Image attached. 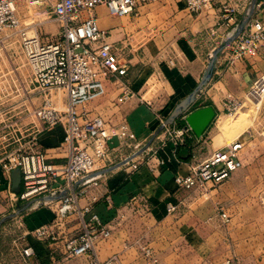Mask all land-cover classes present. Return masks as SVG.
Masks as SVG:
<instances>
[{
	"label": "built area",
	"instance_id": "1",
	"mask_svg": "<svg viewBox=\"0 0 264 264\" xmlns=\"http://www.w3.org/2000/svg\"><path fill=\"white\" fill-rule=\"evenodd\" d=\"M44 1L29 0L31 5L42 4ZM248 1L250 0H55L51 6V14L59 27L55 40L43 41L35 33L28 36L21 32L20 47L30 70L29 83L41 98V104L30 112L39 127L33 121L20 129L0 131V166L6 174L14 170L20 171L22 188L18 194L12 195V202L24 203L42 195H56L60 191L67 194L57 200L50 224L29 230L20 221L14 222L19 233L13 235L7 245L10 264H30L35 252L27 243L28 238L40 243L55 240L57 235L54 232L63 231L69 224L68 218L71 215H76L80 233L65 241L64 252L75 259L94 254L95 245L111 237L118 225L114 222L123 217L124 210L148 208L147 200L135 195L122 210L116 211L112 220L103 221L98 214L92 212L93 204L106 193L95 174L116 162H124L139 150L136 135L125 116L117 123H112L100 115L90 116L86 106L106 93L107 84L118 91L115 98L118 105H124L135 97L128 80V63L122 56L124 46L119 47L117 42L110 40V30L99 27L95 9L103 6L111 16L138 17L145 13V8L154 6L157 7V14L168 15L182 3L183 11L190 16L216 10L225 13L222 15L223 25H232L236 15L245 10ZM18 25L12 0H0V32L4 29H16ZM210 35H215V31L210 30L207 36ZM126 41L130 47L129 40ZM221 55L224 56V68L228 71L237 62L264 58V0L256 2L254 12L244 29ZM168 65L173 67L174 61L168 59ZM263 96L264 77H260L252 83L246 97L261 100ZM222 106L231 115L241 104L228 99ZM158 122L160 136H163L160 149L146 152L147 157H139L135 161L136 157L125 163L123 166L127 170L135 171L143 164L153 175H157L168 164V160L161 155V149L166 144L183 145L190 139L191 130L188 126L175 128L166 124L160 116ZM57 126L62 129L60 148L67 153L66 162L62 165L49 163L38 144L40 132ZM246 135L250 138V131ZM243 147L244 141L236 139L204 159L197 160L193 157L189 163V171L174 178L177 190L187 192L202 188L208 183L219 185L225 182L243 166ZM77 183L89 187V190L75 192L73 186ZM80 198L86 199L85 205L79 206ZM177 208L175 203H167L165 210L167 214H173ZM220 218H226L225 213ZM144 255L148 264H157L152 251L147 249ZM0 264H3L1 258ZM92 264L119 262L116 256H111L100 263L94 256ZM219 264L234 262L226 258Z\"/></svg>",
	"mask_w": 264,
	"mask_h": 264
},
{
	"label": "rangeland",
	"instance_id": "2",
	"mask_svg": "<svg viewBox=\"0 0 264 264\" xmlns=\"http://www.w3.org/2000/svg\"><path fill=\"white\" fill-rule=\"evenodd\" d=\"M259 1L261 0H256ZM12 2L19 25L16 29H4L0 32V131L2 132L23 128L33 121L36 123L30 112L41 104L40 95L29 83L30 70L20 47L21 32L27 33L28 36L35 33L41 39L48 38L51 41L57 38L59 31L58 24L51 14V6L55 0H45L42 4L36 5H31L29 0H12ZM250 3L251 0L244 15H236L232 25H223L222 15L225 13L216 10L193 15V17L201 15L198 22L207 26L204 33L215 31V35L207 36L209 50L213 51L234 33L239 22L249 13ZM156 8L154 6L145 8L144 12L147 9L152 11L132 17L129 22L127 27L131 32L139 30L140 27L150 30L135 35V38L140 37L135 41L137 45L150 39L152 41L147 43H156L161 47L162 44L160 45L159 40L155 38L165 26L173 24L174 16H177L173 20L176 23H188L186 17L190 15L185 12L178 10L173 15L170 13L161 15L156 13ZM171 41L172 39L166 41V45L168 46ZM211 54L212 52L209 57ZM263 61V59L251 61L252 66L257 63L261 66V69L255 73L259 75L258 78L264 77ZM234 67L232 69L237 73ZM159 87L160 84L156 79L151 80L146 98ZM117 94L118 91L109 84L106 93L89 102L86 105L87 109L112 104L116 112L107 118L100 116L107 121L117 123L121 115L115 117L121 113L123 106L116 103ZM219 120L224 121L218 124V128L226 133L216 138V147L223 145L224 142L228 144L234 141L245 131L251 133V137L246 140L247 144L241 151L243 165L241 169L219 185L208 183L202 188L177 192L175 204L178 208L173 214H167L166 211H163L164 214L161 212L154 214L149 204L146 210L138 208L124 210L123 217L115 220L114 224L118 225L107 240L114 242L115 245L114 252L109 257L116 256L119 264H128L127 262L133 259L138 263L140 259H146L144 253L148 249L155 257H160L164 264H191L193 261L198 262L201 257L205 258L206 264H219L226 258L232 259L234 264H264V96L261 100L246 97L241 107L231 115L225 112L215 118L210 126L209 138L219 133L217 130ZM150 147L151 144L148 149ZM14 211L9 215L14 214ZM222 213H225L226 218H220ZM14 218L15 216H6V220L0 225L6 230L4 233L7 238L3 249L5 253H8L5 250L6 243L13 235H18L16 232L12 234L13 230L10 229V225L15 221ZM128 249H131V253L124 254ZM94 256L95 254L90 253L73 259L63 254V259L53 257L50 264H92ZM10 259L8 255L4 264H10ZM143 264L148 263L146 261Z\"/></svg>",
	"mask_w": 264,
	"mask_h": 264
},
{
	"label": "crops",
	"instance_id": "3",
	"mask_svg": "<svg viewBox=\"0 0 264 264\" xmlns=\"http://www.w3.org/2000/svg\"><path fill=\"white\" fill-rule=\"evenodd\" d=\"M218 1L222 0H216V2ZM249 2L250 1H248V4ZM252 2L253 0H251V3ZM149 10L152 9H147L145 13H149ZM178 10L184 12L182 3H179L177 9L170 12V15H173ZM244 12L245 10L240 14L244 15ZM94 13L99 27L103 30L111 31L110 40L117 42L119 47L124 46L122 56L128 63V80L132 91L135 93V97L122 106L121 113L117 114L115 118H118L120 115L121 117H126L129 127L136 135L139 150L142 149L156 133L157 136L152 140L151 147L146 152H151L157 148L160 149L163 136H160L161 132L159 131L158 117L160 116L165 121L168 120L176 105L183 101L195 89L207 67L208 57L212 52V50H209V45L207 44V40H209L207 33H204L207 30V26L198 22L201 15L197 17L187 16V24H183V22L176 23L173 20L177 16H174L172 18L173 24L165 26L164 29L159 32L158 37L155 38L159 40L158 43H160V45L162 44L161 47L156 43H147L152 41L150 39L137 45L135 41L140 39V37L135 38V35H140V33L145 30L148 31V28L144 30L140 27L139 30H135L136 33L135 31L131 32L127 27L131 19H133L131 16L127 18L111 16L103 6L97 7ZM183 29H185V31H182ZM126 39L129 40L130 47ZM171 39V43L167 46L168 40ZM42 40L50 41L48 38H43ZM168 59L174 61L173 67L168 65ZM256 59L264 60L263 57H258ZM223 61L224 56L220 55L212 79L202 89L201 93L196 97L195 103L187 112L182 115V117L175 120L172 124L175 128L185 127L184 117L197 109L211 107L215 112V118H217L225 113L222 105L227 102L228 99L243 104L252 83L259 76L255 73L261 69V66L259 63L252 66L251 61L237 62L234 67L237 73H234L233 69L228 71L224 68ZM153 79L157 80L160 87L153 93H150V96L146 98L149 93V82ZM106 86H109V84ZM89 111L90 116L103 115L106 118L116 112L112 104H105L101 108H92ZM221 121L224 120H219L217 122V130L219 133L211 138L208 137L211 125L201 138H196L191 132L190 139L188 140L194 145L192 153L197 160L204 159L213 151L227 145V143L224 142L221 146H215L216 138L226 133L218 128V124ZM35 125L39 127L37 121ZM245 132L236 138L244 141V146L247 144L246 140L248 139L247 136H244ZM61 138L62 129L60 126L47 129L40 132L38 135L39 149L45 158L48 159V162L53 165H62L66 162V150L60 148ZM181 146L182 145L173 146L166 144V146L161 149V155L168 160V164L157 175H153L146 165L143 164L139 165L138 169L135 171H129L125 166H121L106 174L95 175L98 181L101 182L106 193L100 197L99 201L93 204L92 212L98 214L103 221H109L115 217L117 210H122L125 205H127L133 196L140 195L147 200L154 214L160 212L164 214L163 211H166V204L175 203V195L179 192L174 184V178L178 174L184 175L189 171V164L179 161L175 154L176 150ZM139 157L143 158L147 156L143 153L138 156L135 161L138 160ZM118 163L120 162L109 165V167ZM100 171L102 170L98 172ZM14 176L13 171L6 174L0 166V219L10 216V213L17 210V206H23L27 203H15L11 201L12 195L18 194L16 192ZM21 188L22 183L20 180V190ZM73 190L75 192L81 190L88 191L89 187H83L80 183H77L73 186ZM66 194L67 192L60 191L56 195L47 194L36 197L31 200L33 202L32 206L15 216L13 220L17 222L20 221L24 227L29 230L48 225L54 218L57 200L46 201V197L53 196L60 198ZM107 200L109 202H107ZM85 202V198H80L78 204L79 206H83ZM76 219V215H71L68 218L69 224L66 228L63 231L54 232V235H57L55 240L50 239L46 243H40L29 237L27 243L33 247L35 252L34 257L30 259V264H50L53 257L63 259L62 256L65 254V241L68 238L78 236L80 233ZM14 222L10 225V229L17 234L19 231L15 228ZM5 231V228L1 226L0 258L3 264L8 256L3 250L5 248V239L7 238L5 237ZM127 233L129 234V230H127ZM9 242L6 243L5 250H7ZM114 246V242L112 241L99 242L95 245L94 254L100 263L110 258L109 256L114 252ZM130 253L131 249H128L124 254ZM156 259L158 261L157 264H164L160 257H156ZM204 260L205 258L201 257L198 259V262L195 263L193 261L191 264H206ZM146 261L147 259L142 258L138 263L134 259L127 263L143 264Z\"/></svg>",
	"mask_w": 264,
	"mask_h": 264
},
{
	"label": "water",
	"instance_id": "4",
	"mask_svg": "<svg viewBox=\"0 0 264 264\" xmlns=\"http://www.w3.org/2000/svg\"><path fill=\"white\" fill-rule=\"evenodd\" d=\"M256 0H253L251 3V8L249 13L247 14L246 17L242 18V20L239 22V24L236 26V29L232 35H230L227 39H225L221 44L215 48L212 51L211 56L209 57L207 67L201 77L200 82L197 84L195 89L188 95L183 101H181L176 107L174 108L173 112L169 116L168 120L166 121V124L172 125L176 119L179 117H182L187 110L195 103L196 97L201 93L202 89L208 84V82L212 79L216 63L224 49H226L230 43L242 32L244 29L246 23L252 16L255 8ZM215 112L211 107H205L201 109H197L188 115L184 117V123L186 126L189 127L191 132L194 134L196 138H201L204 132L207 130V128L211 125L213 120L215 119ZM160 131V130H159ZM157 136V133L151 138V140L138 152H136L134 155H131L129 158H127L124 162L118 163L112 167H109L107 169H104L100 172H97L95 175H103L106 174L116 168H119L123 166L125 163L130 162L134 158L140 156L143 153H146L149 145L152 143V140ZM14 179H15V185H16V192L19 193L20 191V171L19 170H14ZM59 197H53V196H48L46 197V201H55L59 200ZM33 202L28 201L25 203L23 206H17V210L13 215H10L9 217L17 216L26 209L30 208L32 206ZM6 220V218L0 219V225Z\"/></svg>",
	"mask_w": 264,
	"mask_h": 264
},
{
	"label": "trees",
	"instance_id": "5",
	"mask_svg": "<svg viewBox=\"0 0 264 264\" xmlns=\"http://www.w3.org/2000/svg\"><path fill=\"white\" fill-rule=\"evenodd\" d=\"M194 149V145L191 141L187 140L184 145L179 147L176 150V157L179 161L185 162V163H191L192 158L194 157V154L192 153V150Z\"/></svg>",
	"mask_w": 264,
	"mask_h": 264
}]
</instances>
